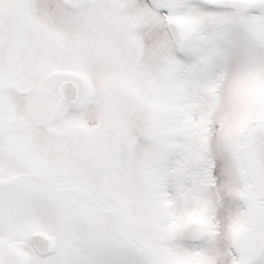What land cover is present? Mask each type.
<instances>
[{
	"label": "snow or ice",
	"instance_id": "obj_1",
	"mask_svg": "<svg viewBox=\"0 0 264 264\" xmlns=\"http://www.w3.org/2000/svg\"><path fill=\"white\" fill-rule=\"evenodd\" d=\"M0 264H264V0H0Z\"/></svg>",
	"mask_w": 264,
	"mask_h": 264
},
{
	"label": "rangeland",
	"instance_id": "obj_2",
	"mask_svg": "<svg viewBox=\"0 0 264 264\" xmlns=\"http://www.w3.org/2000/svg\"><path fill=\"white\" fill-rule=\"evenodd\" d=\"M37 25L29 18H22L19 21V31L8 42V47L13 59L19 65H23L29 53V44L36 35ZM31 93L24 91V94L19 98L21 108H27L29 103V97ZM107 101L103 92L98 93L95 102V111L102 114L106 109ZM32 107L37 112H44L48 107V100L41 97L38 100L32 102ZM36 135L41 134L39 128L34 130Z\"/></svg>",
	"mask_w": 264,
	"mask_h": 264
}]
</instances>
